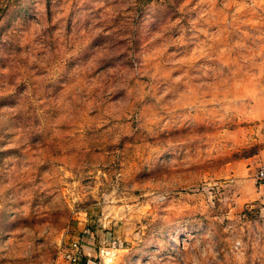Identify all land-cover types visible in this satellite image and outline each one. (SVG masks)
<instances>
[{"label":"rangeland","instance_id":"obj_1","mask_svg":"<svg viewBox=\"0 0 264 264\" xmlns=\"http://www.w3.org/2000/svg\"><path fill=\"white\" fill-rule=\"evenodd\" d=\"M264 0H0V264H264Z\"/></svg>","mask_w":264,"mask_h":264},{"label":"built area","instance_id":"obj_2","mask_svg":"<svg viewBox=\"0 0 264 264\" xmlns=\"http://www.w3.org/2000/svg\"><path fill=\"white\" fill-rule=\"evenodd\" d=\"M256 181L264 184V166L258 168L255 174ZM83 256L80 244L73 242L64 253V259L70 264H76Z\"/></svg>","mask_w":264,"mask_h":264}]
</instances>
